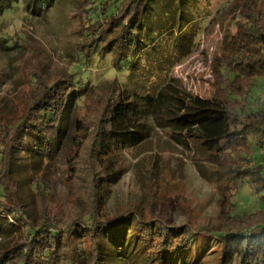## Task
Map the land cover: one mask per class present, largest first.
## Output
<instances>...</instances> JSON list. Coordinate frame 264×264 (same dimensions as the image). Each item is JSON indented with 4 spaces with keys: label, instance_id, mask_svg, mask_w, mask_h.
<instances>
[{
    "label": "rangeland",
    "instance_id": "1",
    "mask_svg": "<svg viewBox=\"0 0 264 264\" xmlns=\"http://www.w3.org/2000/svg\"><path fill=\"white\" fill-rule=\"evenodd\" d=\"M255 2L264 23V0ZM250 3L181 0L178 10L176 0H157L149 21L151 35L143 31L142 53H130L123 72L114 68L116 51L102 54L104 45L121 32L119 23L102 21L91 27L87 36L92 37L85 42L86 0H58L39 15L27 13L24 0H19L15 8L1 12L0 183L21 213L35 225L56 217L63 228L91 214L108 220L137 213L149 224L189 229L196 236L191 252L196 263L221 264L224 246L210 232L220 231L228 216L264 210V190L246 183L232 197L236 190L227 183V153L210 151L198 140L179 142L185 137L173 135L150 117L140 120L145 127L139 126L137 135L144 133L143 141L112 150L109 157L99 154L96 138L111 96H127V89L144 95L171 81L184 93L225 97L227 82L221 71L243 30L240 22H245ZM93 37L100 38L98 54L91 49V63L86 65L78 51ZM74 73L82 86L90 80L89 87L66 101ZM115 85L122 90L111 94ZM44 89L56 101H66L62 130L50 139L55 147L50 160L39 154L24 126L17 130ZM246 92L248 107L264 106V74L257 75ZM246 156L264 164V150ZM37 182L46 189L43 195ZM100 198H105L103 204ZM89 247L90 242L81 239L79 257Z\"/></svg>",
    "mask_w": 264,
    "mask_h": 264
},
{
    "label": "trees",
    "instance_id": "2",
    "mask_svg": "<svg viewBox=\"0 0 264 264\" xmlns=\"http://www.w3.org/2000/svg\"><path fill=\"white\" fill-rule=\"evenodd\" d=\"M57 1L24 0V4L27 13L39 15ZM86 1L88 5L83 18L85 42L92 37L87 36L91 27L102 21L111 25L119 23L121 32L104 45L102 54L116 51L114 68L123 72L129 54L133 51V54L142 53L143 31L147 30L145 34L151 35L149 21L157 0ZM176 2L178 10L181 9V0ZM41 3L45 7H40ZM18 4L19 0H0V14ZM255 5V0H252L245 22H240L243 30L235 41L231 58L221 71V77L227 82L225 97L209 99L184 93L171 81L156 86L157 92L131 94V89H127V96L120 92L114 99L113 95L98 124L99 154L109 157L112 150L133 147L143 141L144 133L137 135L139 126L145 127L140 120L150 117L170 129L173 135L185 137L179 142L198 140L210 151L227 153V183L236 190L232 197L246 183L255 190H264V164L251 162L246 156L254 150L259 149L261 153L264 150V106L250 108L245 97L255 77L264 74V23L261 22L260 8ZM121 19L127 22L120 23ZM99 41V37H93L84 44V50L78 51L86 65L91 63L88 57L91 49L98 54ZM182 57L183 54L176 60ZM176 65L172 63L171 66ZM76 74L67 87L66 101L70 96L75 99L88 90L90 80L82 86ZM117 89L122 90L115 85L111 94ZM238 96L240 99H236ZM39 97L33 110L20 120L17 130L24 126L27 137L38 144L39 154L50 160L55 152L50 139L52 134H59L62 130L66 101L63 98L56 101L45 89ZM25 147L28 150L30 145ZM37 188L42 195L46 191L39 182ZM102 199L105 198L99 199L101 204ZM59 222L52 217L35 225L21 213L18 202L0 183V264L198 263L196 257L191 256L195 233L187 228L184 231L165 224L146 223L137 213L129 212L108 220L91 214L85 220L69 221L64 228L59 226ZM210 233L224 246L221 264H264V210L228 216L220 231ZM5 235H10V238L5 239ZM81 239L90 242L82 258L78 252Z\"/></svg>",
    "mask_w": 264,
    "mask_h": 264
}]
</instances>
